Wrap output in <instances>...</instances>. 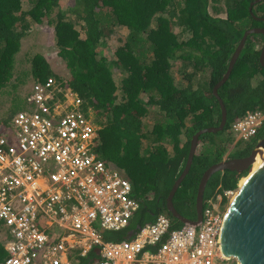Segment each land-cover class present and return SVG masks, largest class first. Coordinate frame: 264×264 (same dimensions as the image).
Wrapping results in <instances>:
<instances>
[{"label": "trees", "instance_id": "16d2710c", "mask_svg": "<svg viewBox=\"0 0 264 264\" xmlns=\"http://www.w3.org/2000/svg\"><path fill=\"white\" fill-rule=\"evenodd\" d=\"M252 1L0 0V90L18 100L0 115V129L29 107L36 82L53 77L70 86L100 126L98 154L128 177L139 200L129 224L102 230L104 239H130L161 212L171 217L172 228L182 226L168 211L167 197L186 165L193 134L220 123L221 106L213 89L241 37L250 27H264V0L250 10ZM44 24L53 30L65 70L43 52L34 53L24 70L31 83L22 93L19 88L27 80L18 73L16 55L23 39ZM263 44V33L249 34L230 76L218 88L227 108L226 125L200 135L191 168L173 197L186 217L197 216L204 171L224 158L249 155L264 137V123L249 140L234 142L231 132L233 121L264 109ZM108 47L111 57L104 52ZM7 86L11 89L5 90ZM248 171L213 173L204 201L218 186L238 188ZM6 254L0 229V261ZM78 257L76 264H93L100 253L95 246Z\"/></svg>", "mask_w": 264, "mask_h": 264}, {"label": "built area", "instance_id": "2783aa9c", "mask_svg": "<svg viewBox=\"0 0 264 264\" xmlns=\"http://www.w3.org/2000/svg\"><path fill=\"white\" fill-rule=\"evenodd\" d=\"M29 107L0 129V264H76L97 246L93 264H239L222 249L221 231L237 188L204 201L198 225L171 227L161 212L130 239L106 240L105 229L127 226L139 200L132 183L97 152L99 125L82 98L53 77L36 82ZM264 123L257 108L233 121L235 142Z\"/></svg>", "mask_w": 264, "mask_h": 264}, {"label": "water", "instance_id": "95a60500", "mask_svg": "<svg viewBox=\"0 0 264 264\" xmlns=\"http://www.w3.org/2000/svg\"><path fill=\"white\" fill-rule=\"evenodd\" d=\"M259 1L261 0H253L250 4V10H252L254 3ZM254 32H261L264 35V27L253 26L245 30L230 58L226 72L214 86L213 91L219 99L221 106L220 123L218 125L201 128L193 134L186 165L175 180L167 197V209L173 216L184 223L198 225L203 216L205 188L212 174L216 171H224L226 169L236 170L238 172H243L248 169V173L242 177H245V180L240 182L241 178L239 181L237 191L226 211L221 231L223 252L227 256L235 257L239 264H264V155L260 158L257 166L252 168L256 161V158H253L252 155L264 146V137L258 140L249 155L224 158L213 163L204 171L198 186L196 197L197 216L195 219L186 217L180 213L174 205L173 197L191 168L200 135L205 132L220 131L226 125L227 108L223 98L218 93V88L230 76L248 35ZM260 60L264 64V44L260 54Z\"/></svg>", "mask_w": 264, "mask_h": 264}, {"label": "rangeland", "instance_id": "374dc122", "mask_svg": "<svg viewBox=\"0 0 264 264\" xmlns=\"http://www.w3.org/2000/svg\"><path fill=\"white\" fill-rule=\"evenodd\" d=\"M53 34V30L49 25H38V27H36L23 39L22 46L16 55V64L18 66L17 69L20 70L18 71V73L22 74V76L27 81L26 84H22L20 86V92L25 93L29 89L31 77L28 75L24 76V70L30 68L31 57L36 52H43L49 59L51 58L53 62L57 64L56 66L60 68L59 70H65L64 63L62 62L61 58L57 55V46L55 45ZM28 50L29 54H27ZM104 52L108 54L109 57H111L113 51L112 48L108 47L104 49ZM115 73V75L119 77V72L115 71ZM10 87L11 86H7L5 90L11 89ZM13 94L14 93L5 92L3 89L0 90V115H4L10 109L11 105L17 104L18 100L15 99ZM22 107L23 106L21 105L18 106L17 110Z\"/></svg>", "mask_w": 264, "mask_h": 264}, {"label": "bare ground", "instance_id": "6f19581e", "mask_svg": "<svg viewBox=\"0 0 264 264\" xmlns=\"http://www.w3.org/2000/svg\"><path fill=\"white\" fill-rule=\"evenodd\" d=\"M263 155H264V146H263V147H262L257 153H255L254 155H252L253 158H256V161H255L254 166H253L252 168H254V167L257 166V164H258L259 161H260V158H261ZM244 180H245V177L242 178L240 182H243Z\"/></svg>", "mask_w": 264, "mask_h": 264}]
</instances>
